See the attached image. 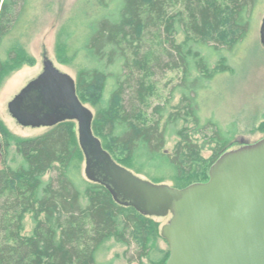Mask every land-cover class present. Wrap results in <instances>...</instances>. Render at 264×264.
<instances>
[{"label": "trees", "instance_id": "trees-1", "mask_svg": "<svg viewBox=\"0 0 264 264\" xmlns=\"http://www.w3.org/2000/svg\"><path fill=\"white\" fill-rule=\"evenodd\" d=\"M8 1H4L0 10V45L8 33L5 23ZM175 1L182 3L184 13L170 16L172 0H120L114 21L104 18L89 25L88 39L79 51L98 67L84 69L76 87L84 104L93 89L104 97L111 79L107 106L94 118L95 136L127 169L145 175L155 184H163L170 175L177 183L176 188L184 189L209 181L211 167L226 152L229 134L212 120L202 124L195 99L188 100L185 117H181L180 112L169 115L164 126V106L155 107L151 116L144 117L143 111L148 109L152 94L146 81H138L128 104L124 96L134 78L121 83L118 74L110 77L100 66L105 59L110 64L118 58L129 68L132 55L136 68L146 74L153 71L150 61L141 58V42L150 31L163 29L174 52L168 56L174 68H183L185 81L192 78L194 72L209 74L210 59L203 57L202 52L211 41L220 43L218 34L224 21L239 31V38L243 39L251 25L248 9L252 13L260 0ZM177 23L185 30L182 45H176ZM14 53L5 61L0 60V86L3 78L24 63L17 62L19 53ZM115 68H119L117 64L114 71ZM219 72H228L222 62L209 79ZM198 82V78L194 79L193 85ZM174 116L175 122L191 118L194 128L185 127L176 133L179 141L169 155L163 151L167 127ZM209 129L215 130L211 140L216 145L210 165L201 174L205 164L201 156L203 146L191 133L199 134ZM8 138H5V147L11 145ZM14 143L23 162L12 168L4 161V168L0 170V264H98L100 255L112 241L127 247L133 242L139 245L142 250L139 264H144L142 260L156 251L160 224L133 208L120 207L104 187L82 176L80 165L84 155L76 123H62L43 135L16 139ZM49 171H54V176L45 181ZM29 215L34 228L31 235H26L25 220ZM169 257L170 252L164 253L159 261L151 260L150 264H167Z\"/></svg>", "mask_w": 264, "mask_h": 264}, {"label": "rangeland", "instance_id": "rangeland-1", "mask_svg": "<svg viewBox=\"0 0 264 264\" xmlns=\"http://www.w3.org/2000/svg\"><path fill=\"white\" fill-rule=\"evenodd\" d=\"M4 1L1 0L0 10ZM119 1H8L10 6L7 10L8 20L5 22L8 33L0 45V60L5 61L9 56L15 55L14 51H16L19 53L16 61L21 60L24 63L21 66H16L14 71L3 78L0 86V170L4 168V161L7 166L12 168L18 167L23 162L22 157L17 153L14 140L38 137L48 131L46 128H24L19 125L9 112V103L30 82L42 74L43 64L46 60H50L58 70L71 76L75 82L79 80L84 69L97 68L98 66L79 50L88 39L89 25L98 23L104 18H109L112 21L116 19V8ZM183 11L182 3L172 0L169 15L175 16L184 13ZM248 14L251 15V25L243 39L239 38V31L232 29L224 21L223 28L218 34L220 43L211 41L202 52L203 57L210 59L211 73L209 74L203 75L194 72L192 78L185 81L183 68H174L173 62L168 56V53L173 54L174 52L163 29L159 32L150 31L141 42V58L150 61V66H154L153 71L146 74L142 69L136 68L132 55L129 56V68H125L118 58L110 64L105 59L100 67L110 77L111 74L116 76L118 74L121 83H126L127 80L134 78L130 87L127 86L126 96H124L128 104L136 91L135 86L138 81H146L147 86L149 85L152 89V94L148 101V109L143 111L144 117L151 116L155 107L164 106L166 114L162 126L169 115H176L180 112L181 117H185L188 100L195 99L202 124L207 120H212L218 123L231 137L230 142L226 145V152L256 144L264 139V47L260 41V28L264 18V0H260L252 13L249 8ZM175 29L178 30L175 36L176 45H182L186 38L184 27L177 23ZM220 62L225 64L228 72H219L209 79L219 68ZM116 64L119 68H115L116 71H114ZM14 65L16 64L14 63ZM196 78L200 82L193 85ZM111 86L112 80L109 79L104 97L97 89H93L87 94L88 100L84 105L92 111L94 118L106 108L111 94ZM171 123L167 127L166 145L163 151L169 155L173 154L179 141L176 133L185 127L194 128L191 118L175 122L174 116ZM214 133V129L205 130L199 134L191 133L195 135L194 138L199 142V145L203 146L201 156L205 164L201 174L205 172L213 159V149L216 144L211 138L214 137ZM7 136L11 143L9 147H5ZM102 144L104 145L103 142ZM113 159L118 163L117 157ZM80 166L82 176L86 180L85 159ZM130 171L140 178L154 183L145 175ZM53 176L54 171H49L45 181ZM163 184L174 188L178 187L170 175ZM169 220L170 217L155 219L160 224V236L155 240L156 251L142 260L144 264H150L151 260L159 261L164 253L169 252L167 242L161 237L162 227L168 224ZM33 228L34 223L29 215L25 220V234L31 235ZM141 251L140 246L135 242L127 247L112 241L108 244L107 250L100 255L98 264H139L138 257Z\"/></svg>", "mask_w": 264, "mask_h": 264}, {"label": "water", "instance_id": "water-1", "mask_svg": "<svg viewBox=\"0 0 264 264\" xmlns=\"http://www.w3.org/2000/svg\"><path fill=\"white\" fill-rule=\"evenodd\" d=\"M264 47V18L260 28ZM43 72L8 105L24 128L77 124L85 177L104 187L120 207L164 219L167 264H264V139L223 154L209 181L184 189L155 184L118 164L93 132L94 114L75 80L46 60Z\"/></svg>", "mask_w": 264, "mask_h": 264}]
</instances>
